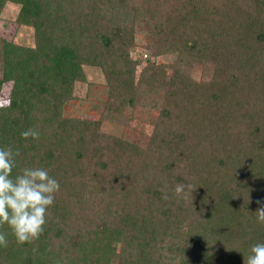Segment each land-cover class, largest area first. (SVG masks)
Listing matches in <instances>:
<instances>
[{"label": "trees", "instance_id": "trees-1", "mask_svg": "<svg viewBox=\"0 0 264 264\" xmlns=\"http://www.w3.org/2000/svg\"><path fill=\"white\" fill-rule=\"evenodd\" d=\"M7 2L34 43L0 38V148L20 153L13 179L43 168L60 191L38 240L0 227V264H242L264 243V0ZM85 67L103 97L66 117ZM134 120L149 132L102 130Z\"/></svg>", "mask_w": 264, "mask_h": 264}, {"label": "clouds", "instance_id": "clouds-1", "mask_svg": "<svg viewBox=\"0 0 264 264\" xmlns=\"http://www.w3.org/2000/svg\"><path fill=\"white\" fill-rule=\"evenodd\" d=\"M20 135L24 140H38L40 133L29 128ZM19 155L18 150L14 153L10 147L0 148V227L7 225L16 243L23 245L38 240L43 234L48 209L54 205L60 184L43 168H24L13 179L11 173L15 157ZM194 189L191 184H178L174 194L177 198L187 199ZM255 203L256 221L264 225V200ZM7 246L6 234L0 232V247ZM249 251L248 256L242 257V264H264V243L252 245Z\"/></svg>", "mask_w": 264, "mask_h": 264}, {"label": "rangeland", "instance_id": "rangeland-1", "mask_svg": "<svg viewBox=\"0 0 264 264\" xmlns=\"http://www.w3.org/2000/svg\"><path fill=\"white\" fill-rule=\"evenodd\" d=\"M18 10L19 5L11 2L5 3L4 7L0 10V38L19 45L32 46L34 43V29L33 27L19 24L16 21ZM142 42L143 40L137 41V46H134L130 53L131 57L135 58L138 53L142 52V48L139 47ZM143 57H146V55H143ZM170 59L171 56L169 55H159L154 58V60L152 59V61L155 63H166L169 62ZM85 72L87 81L84 83H77L74 89V94L76 98L80 99L85 98V96L89 94L90 98H87L88 101L84 103L75 98L76 100L64 104L62 113L66 117H89V115H94L88 109V104H92L96 98L103 97L104 91L102 90V85L104 84V77H102L97 68L85 67ZM7 97L8 86L6 85L0 93V104L7 103ZM140 129L149 132L150 127L140 123L138 120L131 121L126 128L107 121L103 122L102 125L103 131L115 135H128L129 133ZM114 250H117V248L115 247Z\"/></svg>", "mask_w": 264, "mask_h": 264}]
</instances>
